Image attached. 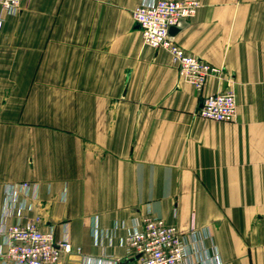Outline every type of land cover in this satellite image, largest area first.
I'll list each match as a JSON object with an SVG mask.
<instances>
[{"label": "crops", "instance_id": "crops-1", "mask_svg": "<svg viewBox=\"0 0 264 264\" xmlns=\"http://www.w3.org/2000/svg\"><path fill=\"white\" fill-rule=\"evenodd\" d=\"M142 1L0 6V239L7 187L30 182V216L73 246L59 264L124 261L120 240L147 213L210 227L222 264H264V0H201L175 28L189 55L225 69L202 93L144 45ZM230 86L236 121L196 116Z\"/></svg>", "mask_w": 264, "mask_h": 264}, {"label": "built area", "instance_id": "built-area-1", "mask_svg": "<svg viewBox=\"0 0 264 264\" xmlns=\"http://www.w3.org/2000/svg\"><path fill=\"white\" fill-rule=\"evenodd\" d=\"M23 1L0 0V6L9 15L17 14ZM201 6L200 0H143L133 11L143 43L167 51L178 67L179 78L199 93L209 79L224 80L225 69L189 55L175 42L170 30L195 17ZM195 114L217 122L236 121L238 101L234 88L230 86L203 96ZM37 187L30 182L7 187L1 219L0 264H59L64 254L73 252L68 240L56 239L54 226L44 228L41 216H30L34 205L29 199L34 198ZM101 237L96 223L93 231L95 243H99ZM120 242L126 249L124 261L103 257L97 264H222L210 227L184 233L151 213L136 221ZM75 250L81 253L79 248ZM82 264H94V260L83 257Z\"/></svg>", "mask_w": 264, "mask_h": 264}, {"label": "water", "instance_id": "water-1", "mask_svg": "<svg viewBox=\"0 0 264 264\" xmlns=\"http://www.w3.org/2000/svg\"><path fill=\"white\" fill-rule=\"evenodd\" d=\"M140 27V26H139ZM176 32V29L175 28H172L171 30H170V34L172 35V34H174Z\"/></svg>", "mask_w": 264, "mask_h": 264}, {"label": "rangeland", "instance_id": "rangeland-1", "mask_svg": "<svg viewBox=\"0 0 264 264\" xmlns=\"http://www.w3.org/2000/svg\"><path fill=\"white\" fill-rule=\"evenodd\" d=\"M201 1V0H200ZM202 3V2H201ZM145 45V44H144ZM212 79V78H211Z\"/></svg>", "mask_w": 264, "mask_h": 264}]
</instances>
